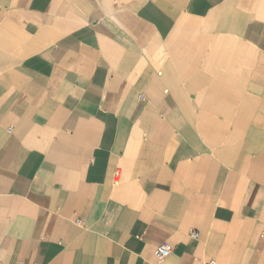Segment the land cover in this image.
<instances>
[{
    "label": "crops",
    "instance_id": "0c3cea01",
    "mask_svg": "<svg viewBox=\"0 0 264 264\" xmlns=\"http://www.w3.org/2000/svg\"><path fill=\"white\" fill-rule=\"evenodd\" d=\"M209 261L264 264V0H0V264Z\"/></svg>",
    "mask_w": 264,
    "mask_h": 264
},
{
    "label": "built area",
    "instance_id": "2783aa9c",
    "mask_svg": "<svg viewBox=\"0 0 264 264\" xmlns=\"http://www.w3.org/2000/svg\"><path fill=\"white\" fill-rule=\"evenodd\" d=\"M139 98L141 99L142 97L139 96ZM189 237L192 239V240H196L198 238V233L193 231L190 233ZM170 254V247L167 245V244H162L160 245L157 249H156V252H155V256H156V259L158 261H162L164 260L165 258L168 257V255ZM206 264H215L214 261H209L207 262Z\"/></svg>",
    "mask_w": 264,
    "mask_h": 264
}]
</instances>
